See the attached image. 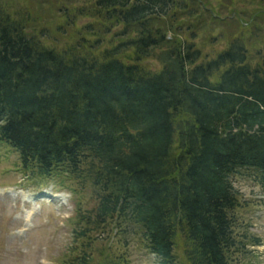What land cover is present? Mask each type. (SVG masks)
Masks as SVG:
<instances>
[{
  "label": "trees",
  "instance_id": "trees-1",
  "mask_svg": "<svg viewBox=\"0 0 264 264\" xmlns=\"http://www.w3.org/2000/svg\"><path fill=\"white\" fill-rule=\"evenodd\" d=\"M37 1L0 3V143L27 175L90 188L69 264H121L125 250L99 242L125 246L131 232L157 264L253 261L247 246L261 237L238 230L231 175L252 168L264 183L258 13L222 16L205 0Z\"/></svg>",
  "mask_w": 264,
  "mask_h": 264
},
{
  "label": "rangeland",
  "instance_id": "rangeland-1",
  "mask_svg": "<svg viewBox=\"0 0 264 264\" xmlns=\"http://www.w3.org/2000/svg\"><path fill=\"white\" fill-rule=\"evenodd\" d=\"M69 6H76L83 3L84 0H73L69 2L65 0ZM209 6H212L216 12L222 16L228 15L232 11L238 12L244 18L258 13L256 18L257 23L260 25L261 37L255 39L254 45L251 48L252 53L257 54V48H260L264 53V2L261 0H205ZM9 2L13 6L18 7L21 2L22 6L27 4V0H0V3ZM41 3V2H40ZM34 5L38 8L39 3L34 0ZM36 17L39 20L37 12L34 10ZM56 14L50 15V22ZM58 16V15H57ZM86 16H79L77 25L89 21ZM42 24L44 20H39ZM56 22V21H54ZM45 23V22H44ZM38 29V28H36ZM34 29V30H36ZM81 32H79L80 34ZM53 38V37H51ZM60 39L62 37H59ZM70 40L71 35L66 37ZM92 38V37H90ZM60 41V40H59ZM225 41L219 40L214 44H207L204 47V52L211 53L219 48H222ZM210 55V54H209ZM257 58V57H256ZM142 63L152 70L160 67V62L155 58H148ZM42 180V181H41ZM45 181V182H44ZM27 175L22 169L19 161L18 153L0 143V185H10L16 190H25L30 192H41V190H61L69 196L67 207H61L55 202L41 201V220L38 227L32 234H26L29 242L38 239L41 244L47 246V251L54 261V264H69V259L73 254L71 249L76 244L73 237V226L75 219V212L78 205L81 209L90 206L94 200H90V188H84L82 193L79 191V186L71 179H64L63 182L57 184L53 183L54 180H44ZM231 181L238 192L239 204L234 208L236 220L239 223L238 230L242 231L245 228L251 234H257L261 237L259 245H248L249 250L252 249L256 252L257 257L253 261L247 260L234 264H264V183L261 182L260 172L252 169H239L238 172L231 175ZM55 182V181H54ZM79 191V192H78ZM40 199V198H36ZM19 211L18 204L9 202H0V264H24V253L21 250L22 242L19 238L12 235L14 227V220L12 216ZM67 217V218H66ZM104 230H108L104 227ZM101 236L106 234L101 232ZM96 233V234H101ZM96 236V237H101ZM120 236V235H119ZM109 242H99V247H107L111 245V251L120 252L125 250L126 255L122 252L120 258L121 264H157L156 257L145 249L139 241V235L134 232L128 235V241L125 246H122L118 237ZM66 241V243H65ZM75 241V243H74ZM99 249V248H96ZM93 261H98L97 255H93ZM93 264V263H92Z\"/></svg>",
  "mask_w": 264,
  "mask_h": 264
},
{
  "label": "clouds",
  "instance_id": "clouds-1",
  "mask_svg": "<svg viewBox=\"0 0 264 264\" xmlns=\"http://www.w3.org/2000/svg\"><path fill=\"white\" fill-rule=\"evenodd\" d=\"M36 196V192L19 191L10 185H0V202L19 205V211L12 216L15 222L12 235L22 242L24 264H54L47 251V246L41 244L38 239L29 242L26 234H32L38 227L41 220V201L55 202L61 207H67L69 196L56 189L46 191V196L39 200L36 199Z\"/></svg>",
  "mask_w": 264,
  "mask_h": 264
}]
</instances>
